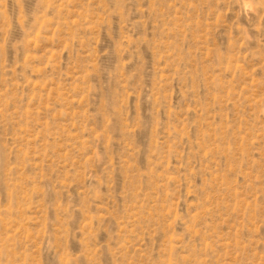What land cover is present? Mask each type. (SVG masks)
Returning a JSON list of instances; mask_svg holds the SVG:
<instances>
[{
  "label": "rangeland",
  "instance_id": "obj_1",
  "mask_svg": "<svg viewBox=\"0 0 264 264\" xmlns=\"http://www.w3.org/2000/svg\"><path fill=\"white\" fill-rule=\"evenodd\" d=\"M0 264H264V0H0Z\"/></svg>",
  "mask_w": 264,
  "mask_h": 264
}]
</instances>
